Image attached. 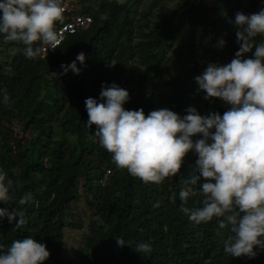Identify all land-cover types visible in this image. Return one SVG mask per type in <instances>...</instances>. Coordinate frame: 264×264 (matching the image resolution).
Segmentation results:
<instances>
[{
    "label": "trees",
    "instance_id": "16d2710c",
    "mask_svg": "<svg viewBox=\"0 0 264 264\" xmlns=\"http://www.w3.org/2000/svg\"><path fill=\"white\" fill-rule=\"evenodd\" d=\"M164 1L94 0L82 10L93 17L92 24L69 35L45 59L27 58L21 43L0 36V45L14 51L10 61L0 62V89L9 98L4 102L0 95V167L13 181L11 204L0 208L16 207L25 219L17 226L0 218L4 250L12 240L32 236L50 251L44 264H74L60 254L66 228L84 227L83 216L75 213L82 199L94 208V221L91 234L82 236L80 264H264L259 248L255 258L224 251L230 226L220 229L215 219L197 225L181 211L200 207L203 198L199 185L185 183L195 174L194 154L177 175L144 183L115 165L112 154L94 141L95 126L86 124L85 100L98 99L102 85L113 82L133 92L125 108H143L145 114L168 108L184 115L189 106L201 114L227 110L218 98L204 99L194 78L200 75V56L220 64L234 58L239 45L230 20L243 0H175V7L147 27ZM141 2L147 3L139 9ZM181 11V25L188 20L193 26L184 48L174 53L173 73L166 61ZM198 23L203 27L196 41ZM197 46L204 48L198 58ZM80 52L86 54L83 65L77 62L80 74H64L61 65ZM135 61L143 67L137 77L128 74ZM157 76L165 79L157 83ZM182 188L194 193L187 202L180 200ZM26 194L31 199L21 203ZM118 237L126 245H118ZM142 242L150 243V253L136 251Z\"/></svg>",
    "mask_w": 264,
    "mask_h": 264
},
{
    "label": "clouds",
    "instance_id": "9594fccd",
    "mask_svg": "<svg viewBox=\"0 0 264 264\" xmlns=\"http://www.w3.org/2000/svg\"><path fill=\"white\" fill-rule=\"evenodd\" d=\"M64 11L61 0H0V36L21 43L27 58L45 59L37 57L42 48L35 42L52 50L63 43L55 25ZM230 23L239 45L234 58L208 63L194 78L204 99L218 98L228 106L223 114H201L191 106L184 115L168 108L147 114L143 108L126 109L130 92L113 82L102 85L98 99L85 100L86 124L95 126L94 141L112 154L115 165L144 183L177 175L194 154L195 174L185 183L199 185L203 198L200 207L181 211L197 225L215 219L220 229L230 226L224 251L255 258L258 248L264 250V7L250 14L238 11ZM85 61L86 54L78 53L61 65L63 73L80 74L77 62ZM0 95L8 101L5 90ZM12 184L0 167V203L11 204ZM193 194L191 188L179 191L182 202ZM26 199L31 194L21 203ZM5 217L17 226L25 222L16 207L0 208V218ZM117 243L126 245L120 237ZM136 251L150 253L151 245L139 243ZM50 255L46 244L32 236L12 240L6 250L0 245V264H44Z\"/></svg>",
    "mask_w": 264,
    "mask_h": 264
},
{
    "label": "rangeland",
    "instance_id": "374dc122",
    "mask_svg": "<svg viewBox=\"0 0 264 264\" xmlns=\"http://www.w3.org/2000/svg\"><path fill=\"white\" fill-rule=\"evenodd\" d=\"M89 4H91L94 0H88ZM147 2H141V5H139V9L143 7L144 4H146ZM176 1H168L165 0L161 6L156 9L155 11V15L151 17V21L149 26L147 27H152L154 26V23L158 20L156 18V16L162 17L167 8H173L175 7ZM88 4V5H89ZM96 7V6H95ZM261 7H264V0H243L240 10L244 12L245 14H250V13H256L260 10ZM183 11V10H182ZM181 13H176V17L174 19V23L173 24H177L178 22L181 25V20H180V15ZM178 12V11H177ZM138 20H140V14L137 13V15L135 16ZM188 20L187 22L184 21V24H182L180 27L177 26H173L175 29V38H173L172 43H173V48L170 49L168 51V60L166 61V64L169 65L170 71L171 72H175L177 69V62H176V58L174 53L178 52L182 49V47L184 48V44L187 42L186 38L188 37L190 30H192V24L189 25L188 24ZM202 25L200 23H198L196 25V35H195V39L197 41V39L199 38L200 34H201V30H202ZM234 29V28H233ZM234 33H236V30L234 29ZM183 39V43L181 42V40ZM224 41V40H223ZM220 45V44H219ZM225 43L222 45V47H224ZM197 58L199 57V54L202 53L204 51V48L201 46H197ZM14 51L12 49H10L9 46H6L5 44L0 45V62L4 61V60H9L11 59L12 53ZM198 61L200 62V65H198V71L201 74L205 67L207 66L206 64L210 63L209 59L207 57L204 58L203 61V57H199ZM205 63V64H204ZM204 64V65H203ZM141 64H138L137 61H135V63H131V65L128 68V74L132 73V75L134 77H137V75L140 74L141 72ZM162 79H165L164 77H159L157 76L155 78V81L157 83H160V81H162ZM152 81V80H151ZM127 90V89H126ZM130 92V95L133 94V92H131V90H128ZM19 126H16V129H18ZM76 210L75 213L77 214H81L83 216V222H84V227L82 228H74V227H67L66 228V232H65V238L63 240V250L60 254V257L64 258V259H69L71 261L74 262V264H80V260L82 258V254H83V243H82V236L84 234L89 235L92 232V223L94 221L93 219V213H94V208L92 207V205L90 206L89 203H87L86 201H83L82 199L77 202V204H75Z\"/></svg>",
    "mask_w": 264,
    "mask_h": 264
},
{
    "label": "built area",
    "instance_id": "2783aa9c",
    "mask_svg": "<svg viewBox=\"0 0 264 264\" xmlns=\"http://www.w3.org/2000/svg\"><path fill=\"white\" fill-rule=\"evenodd\" d=\"M194 1L204 3L208 0ZM61 3L65 11L63 12L61 19L56 23L55 27L59 31L62 43L69 35L88 28L93 22V17L82 11L84 8L92 6L88 5V0H62ZM96 3L98 4L97 1ZM35 43L42 48L41 53L37 55L38 58H45L55 50L48 49V45L46 44H40V42Z\"/></svg>",
    "mask_w": 264,
    "mask_h": 264
}]
</instances>
